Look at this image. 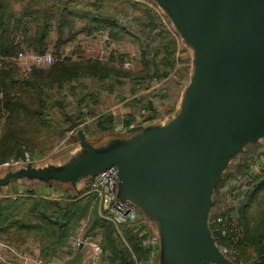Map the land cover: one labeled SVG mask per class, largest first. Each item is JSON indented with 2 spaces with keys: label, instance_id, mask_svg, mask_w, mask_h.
I'll return each mask as SVG.
<instances>
[{
  "label": "water",
  "instance_id": "95a60500",
  "mask_svg": "<svg viewBox=\"0 0 264 264\" xmlns=\"http://www.w3.org/2000/svg\"><path fill=\"white\" fill-rule=\"evenodd\" d=\"M155 1L195 50L180 111L165 124L133 125L104 147L67 115L82 150L61 165L10 170L0 186L29 178L61 197L64 184L76 194L81 180L117 165L119 195L157 223L163 264H234L209 219L232 159L264 137V0Z\"/></svg>",
  "mask_w": 264,
  "mask_h": 264
},
{
  "label": "trees",
  "instance_id": "16d2710c",
  "mask_svg": "<svg viewBox=\"0 0 264 264\" xmlns=\"http://www.w3.org/2000/svg\"><path fill=\"white\" fill-rule=\"evenodd\" d=\"M18 4L20 7L17 9L15 5ZM143 19L141 21L134 16L131 17L113 4L104 6L102 0H0V152L3 154L0 156L1 163L5 162L9 153L24 155L26 144L19 146L16 144L33 141L32 137L25 133L26 130L39 131L44 125L51 127V121L56 119L53 109L55 107L64 109L68 104V98L78 100L81 105L83 102L101 104L106 83L111 81L115 83L117 77L114 73L117 71L115 66L124 67L123 62L131 57L130 54L126 55L121 51H111L104 58L88 56L83 55L80 47L71 55L65 54L64 47L77 41L80 35L105 34L113 42L129 41L142 45L141 63L151 74L145 83L143 79L146 76H137L133 79L132 86L138 87V90L134 89V93H140L144 85L157 79L153 76H158L160 68L158 58L153 54L152 40L148 33L150 23L146 18ZM79 21H82V24L79 25ZM53 33L56 34L52 49L56 57L54 64L46 68L30 66L24 69L17 59L18 53L24 50L27 52L49 50ZM165 49L167 52L163 58L164 64L171 67L180 58L175 56V44ZM138 58L139 56L134 60L138 61ZM74 80L76 83L85 82L89 85L87 90L89 92L85 90L86 92L78 94L74 92L72 86V93L68 88L61 92L65 83ZM94 82L100 84V91L90 89L93 88ZM159 86H162L159 89L164 88L162 82ZM148 110L143 106L141 113L147 114ZM67 115H72L76 120L84 118V115H75L73 111L65 109L63 122L65 119L69 124ZM111 116L104 115L101 120L106 118L110 120ZM150 118L149 121L132 120L129 125L148 123ZM63 130L65 132V128ZM262 185L263 182L253 188L250 201L239 209L244 237L235 245L243 256L249 251L255 253L256 257L251 264H264V214L259 210L258 213L252 214L250 209L251 201L255 200ZM218 186L219 183L216 188ZM24 188L26 190L20 191L23 195L16 198L12 196L0 198V239L14 244L22 240L24 233H32L40 242V253L43 258L51 260L60 251L64 252L71 235L75 233L77 218H82L86 214L88 207L92 205L93 197L84 193L86 188L68 198L41 194L40 183L37 182ZM80 196L83 197L81 200ZM25 204L28 205L23 209ZM221 211L219 206L213 203L212 214ZM140 223H129L124 229L136 257L149 263L151 250L142 244V228L137 230ZM92 230H101L104 233L102 245L107 264H136L131 249L116 235L111 223L100 218L95 209H92L91 215L89 214L88 231ZM214 235L219 243L229 241L234 243L229 235L222 236L216 231Z\"/></svg>",
  "mask_w": 264,
  "mask_h": 264
},
{
  "label": "rangeland",
  "instance_id": "374dc122",
  "mask_svg": "<svg viewBox=\"0 0 264 264\" xmlns=\"http://www.w3.org/2000/svg\"><path fill=\"white\" fill-rule=\"evenodd\" d=\"M102 1L104 6L113 4L118 9L124 10L125 13L127 12L131 17L134 16L136 19L141 21L144 20L143 18L148 20L147 22L150 23V29L148 28V31L150 32L148 33L150 34L152 40L151 44L154 51L153 54L158 58L157 60L160 68L159 72L155 73H157L160 77L156 75L153 76L157 77V79L155 78L150 81V83L144 85V88H142L144 91L141 90L139 91L140 93H134V89L138 90V87L136 88L132 86L133 79H136L137 76H146V78L143 79V82L145 83L151 74L148 68H144L141 63L140 58L142 45L139 43L133 45L125 42L115 43V49L124 51L126 55L129 53L131 54V52H135L137 56H139L138 61H134L133 65L129 67L125 66L124 62L122 64L124 67L118 65L115 66L117 71L114 73L117 77L116 79L112 78L113 80L115 79V83L113 84L112 81L106 83L104 87L106 90H104L105 92L102 93L101 96L103 100V102L101 100V104H98L99 102L94 103L95 100H93L94 104H92V102L91 104L89 102H83L81 105V103L77 102L78 100L68 98V104L64 107V109H61L60 107H55V109H53V112L56 114V119L51 121V127L44 125L41 129H39V131H33L32 129L26 130L27 132L25 133L28 136H31L33 141L17 142L16 146L25 143L27 147L25 148V154L31 158V161H33L32 163L36 166H46L49 164L61 165L62 163L70 160L71 157L76 154L74 153L72 155V152L76 150L78 153L82 150L77 132L66 130L69 123H66L65 119L63 122V112L65 109L73 111L75 115H84V118H82L84 124L81 127L86 131L88 139L98 147H104L108 145L111 140L119 137L118 135L121 137L127 136V129L132 126L128 125L130 121L136 119L139 121H149L148 119L152 117L150 118L151 120L149 123L146 122L141 124H165L171 120L182 107L184 91L190 82L194 70L195 50L193 46L187 44L182 34L174 26L166 10H164L155 0ZM16 6L20 7V4ZM80 24H82V21H79V25ZM147 38L149 39V37ZM55 39L56 34L53 33L51 46L48 49H54L53 43L55 42ZM102 41L103 39L100 37L94 36L87 38L82 34L79 36L77 41L69 43L65 46L71 47H69V49L67 48L64 53H71L73 50L72 47L77 48L78 46H81L83 50H86L88 53H92V49L98 47L99 51L97 53H99L101 52L100 47H103L104 51H106V56H108L109 53L113 51L114 46H110L111 44H109L108 41H105L104 43ZM148 42L149 41L146 43L148 44ZM174 44L176 52L175 56L176 58L179 57L180 60H176L175 65L169 67L164 64L163 58L167 52L165 48L173 46ZM93 53H95V51H93ZM19 63L20 65H23L20 61ZM25 68L27 67H24V69ZM85 80L88 81L89 79ZM161 82L164 85L163 89H159L162 87L159 86ZM71 86L75 89L74 92H78V94L86 92L89 89V85H86L85 82L76 83V80H74L71 81V83H65L61 92L68 88V91L72 93ZM92 87L93 88L90 89H96L97 91H100L99 89L101 88L100 84L96 82H94ZM131 95H134V97L132 98ZM143 96H147L146 99L142 98ZM84 100L86 99H83V101ZM131 100L133 101L131 102ZM126 105L129 109H126ZM143 106L149 109L147 114L141 113V108ZM121 108L126 110L121 111ZM109 114L112 115L110 120L107 118L101 120V117ZM125 114L129 116L123 117ZM102 126H105L106 128H102ZM63 128H65V132ZM0 156H3L1 152ZM14 157H17L14 152L11 154L9 153L4 161L6 162V160H11ZM2 163L4 162L2 161ZM2 163L0 162V165ZM10 170L14 169L11 167H2L0 168V174L6 173ZM20 182L21 180L19 179H12L11 182L6 185L5 189L0 191V198L4 196H12L13 198H16L19 195H23L17 185ZM261 182H263L261 190L257 194L255 200L252 199L251 201L252 206L250 209L252 214L258 213L257 210L261 213L263 212L264 214V137L260 138L256 142L248 144L241 153L232 159L218 181V188H215L213 194L214 205L219 206V209L224 212L240 218V207L250 201V195L252 194L253 188ZM23 184L25 185V182ZM63 190L65 192V198L75 195L72 194L73 189L70 184H64ZM40 193L43 194L42 192ZM82 198L83 197H81L80 200ZM27 205L28 204L23 205V209H25ZM89 214H92V205L88 207L86 214L82 218H77L78 221H76L78 224L75 222L77 224L75 233L71 235L68 241V246L64 248V252L60 251L58 255L51 260L44 259L41 255L40 242L37 238H35L32 233H24L22 240H19L14 244L9 243L7 240L0 239V263L92 264L88 260L90 252L88 247H80L78 245V240L82 238L80 235L81 225L85 222V220L89 219ZM88 224L86 227L87 231ZM149 224L151 226V230L154 226H157V223L154 221ZM86 230H84V232ZM155 241H157V239L153 238L152 245L147 247L151 251ZM226 243L231 245L230 241ZM161 252L162 250L160 244L159 254L154 262L150 258L149 263L142 261L143 259H136L134 256L133 257L136 260V264H163ZM255 257L256 255L252 251L244 253V256L242 255V259H244V263L246 264H251ZM106 262L107 260L104 258L103 253L102 258L98 261V264H107Z\"/></svg>",
  "mask_w": 264,
  "mask_h": 264
},
{
  "label": "built area",
  "instance_id": "2783aa9c",
  "mask_svg": "<svg viewBox=\"0 0 264 264\" xmlns=\"http://www.w3.org/2000/svg\"><path fill=\"white\" fill-rule=\"evenodd\" d=\"M100 58L106 57V51L100 50ZM17 59L23 64L24 67L38 66L46 68L54 64L56 61L55 54L52 50H46L44 52H25L20 51ZM135 55L124 61L125 66L133 65ZM145 111V110H144ZM31 158L26 154L20 155L7 160L0 165L2 167L18 168L27 166L32 163ZM86 188L85 194H90L93 197L92 209H95L100 218L108 221L113 226V229L117 236H119L123 242L131 249L133 256L136 254L133 252L129 243L124 226L129 223L141 222L137 230L141 229L143 235L142 244L144 247L152 245L153 235L150 224L152 221L144 214L140 207L132 200L122 198L119 195V169L117 165H109L99 171L94 176H89L84 184L83 189ZM80 192V191H79ZM76 192V193H79ZM210 226L212 231L220 233L222 236H231L234 243L228 245L226 242L217 244L222 253L228 257L234 264H246L242 259V253L238 246L235 245L244 237L243 224L238 216L226 213L223 210L216 214H210ZM89 223V219L81 225L80 235L82 238L78 240V245L81 247L87 246L89 252V262L92 264H98L100 258H102L104 250L102 246L104 233L101 230L87 231L86 227ZM84 230H86L84 232ZM149 231V235H148ZM264 243V240H263Z\"/></svg>",
  "mask_w": 264,
  "mask_h": 264
},
{
  "label": "crops",
  "instance_id": "0c3cea01",
  "mask_svg": "<svg viewBox=\"0 0 264 264\" xmlns=\"http://www.w3.org/2000/svg\"><path fill=\"white\" fill-rule=\"evenodd\" d=\"M15 7L17 8V6L15 5ZM18 9V8H17ZM84 35V34H83ZM85 37H87V38H89V37H100V38H102L103 39V43L106 41H108V43L109 44H111L110 46H114V49H113V51H121V50H118V49H115L116 48V44L115 43H120V42H113V41H110L109 40V38H108V36L107 35H105V34H98V35H94V36H86V35H84ZM122 42H125V43H127V44H130V45H133V43H131V42H129V41H122ZM102 44V43H101ZM68 45V44H67ZM66 45V46H67ZM69 47H71V46H68V47H65L64 48V51L68 48L69 49ZM79 47V46H78ZM77 47V48H78ZM76 47H72V52L70 53V52H67V53H65V54H69V55H71V54H73V52H74V50L75 49H77ZM80 48L83 50V48L80 46ZM101 49H103V47H100ZM100 49V50H101ZM50 50H52V49H50ZM77 51V50H76ZM86 50H83V55H88V56H99L100 55V52L99 53H97L98 51H99V48L97 47V48H93L92 49V53H88L87 51V53L85 52ZM93 51H95V53H93ZM121 52H124V51H121ZM130 54V53H129ZM132 54H134L135 55V57H136V59H137V54L135 53V52H131V54L130 55H132ZM135 59V60H136ZM134 60V61H135ZM112 95V94H111ZM124 104H126V103H124ZM112 108V107H111ZM126 109H129L128 108V106L126 105ZM126 109H124V108H121V111H125ZM127 111H129V110H127ZM114 113H116V112H114ZM128 117L129 115H127V114H125V115H123V117ZM149 123V122H148ZM128 124V123H127ZM129 125V124H128ZM130 125H132V124H130ZM135 125V124H134ZM133 126V125H132ZM127 133V136L129 135V133L128 132H126ZM119 137H117V138H121V136L120 135H118ZM127 136H125V137H127ZM74 153H76V150L74 151V152H72V155L74 154ZM18 168H20V167H18ZM13 169H17V168H13ZM8 172V171H7ZM6 172V173H7ZM6 173H2V174H0V176H5V174ZM19 180H21V182L19 183V184H22V186L21 187H25L26 185L28 186V185H30V184H32V183H34V180L33 179H29V178H23V179H19ZM24 180V181H23ZM30 181V182H29ZM25 182V185L23 184ZM28 183H30V184H28ZM19 184H17L18 185V187H19ZM84 184H85V180L83 179V180H81L80 182H79V184H78V189H77V192H79V191H81L82 189H83V187H84ZM5 187H6V185L5 186H0V191H2V190H4L5 189ZM20 188V187H19ZM151 227V226H150ZM153 227V226H152ZM152 235H153V237H154V239H157V241H155L154 242V244H153V249H152V251H151V260L154 262V260L156 259V257H157V255L159 254V250H160V244H161V241H160V236H159V230H158V228H157V226H154V228L152 229ZM81 247V246H80Z\"/></svg>",
  "mask_w": 264,
  "mask_h": 264
}]
</instances>
